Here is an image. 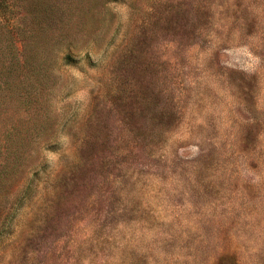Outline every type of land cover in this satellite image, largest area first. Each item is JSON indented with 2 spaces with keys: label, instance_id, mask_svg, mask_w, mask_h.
I'll return each mask as SVG.
<instances>
[{
  "label": "rangeland",
  "instance_id": "1",
  "mask_svg": "<svg viewBox=\"0 0 264 264\" xmlns=\"http://www.w3.org/2000/svg\"><path fill=\"white\" fill-rule=\"evenodd\" d=\"M0 83V264H264V0H0Z\"/></svg>",
  "mask_w": 264,
  "mask_h": 264
},
{
  "label": "trees",
  "instance_id": "2",
  "mask_svg": "<svg viewBox=\"0 0 264 264\" xmlns=\"http://www.w3.org/2000/svg\"><path fill=\"white\" fill-rule=\"evenodd\" d=\"M3 84L4 85H9V82L8 81H5ZM0 87H1V83H0Z\"/></svg>",
  "mask_w": 264,
  "mask_h": 264
}]
</instances>
